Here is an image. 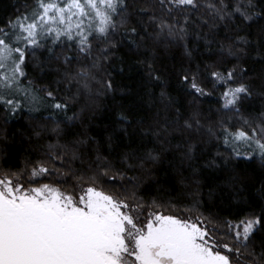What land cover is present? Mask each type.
Segmentation results:
<instances>
[{"label":"snow or ice","instance_id":"6c2138e0","mask_svg":"<svg viewBox=\"0 0 264 264\" xmlns=\"http://www.w3.org/2000/svg\"><path fill=\"white\" fill-rule=\"evenodd\" d=\"M156 3L160 13L148 15L128 0H20L0 20V120L26 115L29 141L10 164L0 128V264H264V181L251 191L236 163H264V111L250 110L264 100V65L250 64L264 61V0ZM193 35L210 64L158 66L154 45L165 41H183L191 62ZM52 62L55 78L38 83ZM117 67L140 78L150 103L147 85L159 87L162 107L151 119L121 107L93 144L86 109L115 91ZM213 95L215 120L200 106ZM177 134L196 187L183 209L182 194L167 195L155 175ZM205 170L222 177L208 192L221 211L208 215L194 179Z\"/></svg>","mask_w":264,"mask_h":264},{"label":"trees","instance_id":"16d2710c","mask_svg":"<svg viewBox=\"0 0 264 264\" xmlns=\"http://www.w3.org/2000/svg\"><path fill=\"white\" fill-rule=\"evenodd\" d=\"M128 2L133 6V8H143L148 11V15H151L150 9H155L156 12L160 13V8L156 3V0H128ZM20 6V0H0V20L6 19L9 15H11L15 8ZM195 18V17H194ZM147 19V16H145ZM223 31V29H221ZM190 45L194 48H197L198 51L193 53V59L189 62L188 58L184 54L183 41L180 42H168L165 41L163 43L155 44L154 47L159 56L158 66L159 64H164L166 66L176 65L180 66L181 63L184 64L185 67L191 66L195 68L197 64H210L212 62L209 59V56L206 54V46L203 41H200L199 44L196 42V37L193 35L189 38ZM152 45V42H149ZM215 48V46H213ZM149 55H151V47L148 49ZM125 50L121 49L119 55H124ZM213 57L212 59H214ZM139 59V57L137 58ZM253 59H258L255 57V53H253ZM112 63L116 64L117 60L114 59ZM231 63H235V61H231ZM231 63L229 66H231ZM251 66L259 71L261 66L264 65V61L260 63L252 64ZM107 66V65H106ZM138 67L143 68V65H138ZM55 63L52 62V66L46 69L47 73H50V76H46L45 79L38 80V83H46L48 79L55 78ZM146 71V70H145ZM31 72V69H30ZM32 75H36L35 72H32ZM113 75L116 80L115 91L103 92L100 95L94 98V103L86 109V117L85 121L87 125V133L86 135H91L96 138L93 141L95 144L97 141H104L106 139V131L105 126L110 122L111 118L123 107L127 109L132 115L136 117H147L151 119L157 108H161L162 105L159 101V93L160 88L154 87L153 85H147L148 88H152L156 94L155 102L150 103L149 97L145 95V86L141 83L139 77H135L133 79H129V76L126 74H121L119 72V67H117L113 71ZM99 85H96L93 88L95 92L96 88ZM210 87V85H209ZM169 92L171 95L176 96V85L174 81L170 80ZM75 91V88H73ZM222 91V89H218L217 92ZM218 95H213L209 98H202L200 102L201 110L206 116H211L213 120L218 119V114L216 113V109L219 107L218 104ZM88 97L87 93L84 94V97L81 99L80 103L77 104V108L80 107V104L87 103ZM254 112L264 111V100L259 98L255 99L252 103V108L250 109ZM27 124V116L19 122H9L7 125L3 124V121L0 120V128H4L7 131V142L5 147L8 150V163H13L14 161L22 160V157L25 155L26 150L29 147V141L27 136L21 135V130ZM239 126V125H237ZM82 130V129H80ZM50 139H55L54 136L48 137ZM207 137L205 135L204 140L206 141ZM179 136L177 134V139L172 141L173 147L166 149L162 155L161 159L156 163V177L159 179V184L166 191V194L172 197H178L182 194V199H180L179 207L183 209L188 204L191 203L193 199V195L195 194L196 187L194 184H191L192 177V169L188 167V164L185 163L183 167H181L180 161V151L175 149V144L178 143ZM155 142V141H154ZM40 143H46V141H41ZM151 147V145H149ZM202 147L204 144L202 143ZM34 147V145H33ZM107 144H104V148L107 149ZM211 147V145H209ZM211 151L215 152L216 148L211 147ZM220 151H224L223 148ZM105 155H107V151H105ZM202 163V161H201ZM239 164L240 169L242 170V176L247 182V186L253 192L257 188H259L260 183L264 181V163L261 162L259 157L248 161V160H240L236 162ZM194 166H197L194 164ZM194 179L200 181V194L199 198L201 200L202 207L200 211H202L205 215L210 213H218L221 211L217 205L219 204V200H215L210 198L208 195L209 189L214 187V183L219 182L222 179L219 173H212L211 170H205L204 174L196 176ZM182 180L185 182L182 183ZM150 188H154L155 185H150ZM191 193V194H190ZM149 194L155 195V192H150ZM175 202V201H174ZM226 215L227 213H223Z\"/></svg>","mask_w":264,"mask_h":264}]
</instances>
